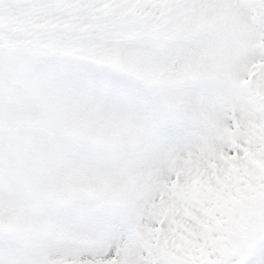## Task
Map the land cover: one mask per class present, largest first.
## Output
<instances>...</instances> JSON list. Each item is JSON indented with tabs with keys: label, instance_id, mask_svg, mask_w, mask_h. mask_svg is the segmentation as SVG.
Here are the masks:
<instances>
[{
	"label": "snow or ice",
	"instance_id": "snow-or-ice-1",
	"mask_svg": "<svg viewBox=\"0 0 264 264\" xmlns=\"http://www.w3.org/2000/svg\"><path fill=\"white\" fill-rule=\"evenodd\" d=\"M0 264H264V0H0Z\"/></svg>",
	"mask_w": 264,
	"mask_h": 264
}]
</instances>
